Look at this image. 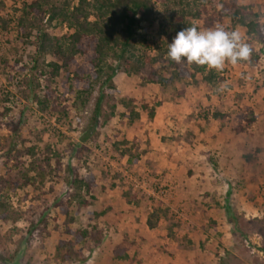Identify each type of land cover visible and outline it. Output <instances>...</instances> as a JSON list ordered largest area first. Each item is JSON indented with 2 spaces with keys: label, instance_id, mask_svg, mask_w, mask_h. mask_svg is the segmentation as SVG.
<instances>
[{
  "label": "rangeland",
  "instance_id": "rangeland-1",
  "mask_svg": "<svg viewBox=\"0 0 264 264\" xmlns=\"http://www.w3.org/2000/svg\"><path fill=\"white\" fill-rule=\"evenodd\" d=\"M30 1L0 0V177L23 180L29 168L28 156L21 158L18 169L12 168V161L5 163L14 146H35V159L43 157L48 146L51 169L42 184L36 179L34 185L9 193L19 219L0 220V264H131L115 257L116 247L127 249L135 260L132 264H264V38L246 34L244 27L233 26L223 15L233 11L231 0H185L191 12L201 14L187 20L201 31L220 26L239 32L252 50L250 56L259 57L254 66L246 64L250 56L235 65L226 61L223 69H211L216 77L209 83L196 74L166 87L140 86L137 75L117 72L113 91L94 85L85 106L75 94L81 84L66 81L62 70L49 78L50 57L44 58L42 74L32 69L34 35L21 38L16 33V20ZM151 1L155 16L141 24L138 34L146 36V46L170 43L176 34L169 37L167 26L179 7L171 0ZM236 5L245 9L246 21L264 28V0H236ZM2 21L8 23L4 29ZM44 29L57 39L70 33L58 22H44ZM143 51L154 54L137 45V52ZM75 62L83 64L79 56ZM154 69L169 77L166 63H156ZM33 82L38 84L37 96H50L45 111L30 99ZM100 94V121L110 111L113 115L82 139ZM124 96L135 100L139 113L131 123L121 116L118 100ZM142 101L149 107L160 103L152 119L140 110ZM214 112L224 117L214 119ZM241 115L253 121L247 124ZM236 126L242 131L236 132ZM126 150L127 156H122ZM54 152L61 155L59 170ZM67 166L80 176L95 178L91 194L80 193L91 200L86 208L70 199ZM188 170L195 177L190 178ZM220 197L222 208L229 210L211 216L213 200ZM154 207L162 213L155 231L138 229L145 243L130 245L136 239L134 229ZM67 217L73 218L69 224ZM72 229L88 233L72 247L80 256L57 259L55 247L59 241L74 240ZM98 236L101 243L94 247ZM66 252L63 248L61 255Z\"/></svg>",
  "mask_w": 264,
  "mask_h": 264
},
{
  "label": "trees",
  "instance_id": "trees-1",
  "mask_svg": "<svg viewBox=\"0 0 264 264\" xmlns=\"http://www.w3.org/2000/svg\"><path fill=\"white\" fill-rule=\"evenodd\" d=\"M178 8V12L168 22L167 31L169 37L186 27H195L187 20L189 16L194 19L201 17L200 11L191 12L188 2L185 0H171ZM75 2V4H73ZM233 11L228 16L231 24L244 27L246 34H259L264 38V28L259 27L256 22L246 21L245 9L237 7L236 0H231ZM256 17L254 14H251ZM155 16V8L151 0H31L25 3L20 11V15L16 20V33L21 38H28L34 35L36 44V52L32 57V69L39 74L43 73L45 64L44 58L50 57L51 61L46 64L49 67L48 76L50 79L56 77L62 70L65 74L66 81L72 80L74 85L81 84V88L75 93L81 106H85L88 101L94 85L100 83L113 91V78L117 72H121L126 76L137 75L140 79V86L148 84H156L160 87H166L172 82L180 81L185 78H194L196 74L201 75L204 82H211L215 79L216 74L208 69L207 66L196 64H188L186 62L176 63L168 59L166 56L167 45L169 42L153 43V46H146V36L138 34L142 23H148ZM44 22L50 26L53 22L66 24L70 33L66 37L60 39L54 38L44 29ZM2 28H6L7 22L2 21ZM264 40V39H263ZM137 45L145 46V49L154 51L153 55L146 52H137ZM252 52V50H251ZM76 56L82 59L83 64L78 65L75 62ZM258 55L252 54L249 66H254L258 61ZM166 63L170 67L169 77L158 73L154 69L156 63ZM38 84L33 82L30 99L37 105L38 110L45 111L50 103V96H37L35 90ZM68 91H71L69 86ZM183 94V92H181ZM104 95L96 100L94 111L88 121L87 132L82 139L90 137L98 127H102L113 115L110 111L100 121L101 102ZM119 105L123 108L121 116L126 118L128 123L139 118L136 111L135 100L131 97L124 96L118 100ZM114 102L111 108H115ZM160 106L159 102L154 103L151 107L142 101L139 105L140 110L146 112L149 119L155 114V108ZM2 113H0V116ZM243 116V115H241ZM239 116V118L241 117ZM212 117L217 119L224 117L218 112L212 113ZM247 120V124L252 122V118L242 117ZM241 126H236L235 131H242ZM118 145V144H117ZM116 145V147H117ZM46 154L40 159H35V146L18 150L15 148L6 154V162L12 161V168L18 169L23 165L22 157H29L30 164L22 174L23 180L18 178L4 179L0 177V220L4 222L17 221L19 215L16 214L11 207L10 192L25 187L30 183L34 185L35 180L39 179V183L43 180L50 170V151L45 146ZM127 150L121 152L122 156H127ZM56 159L55 170L60 169L59 158L61 155L54 152ZM129 160V156H128ZM133 161H137L135 158ZM48 169V170H47ZM33 172L34 176L30 177L29 173ZM66 172L71 175L67 180L68 185L73 189L70 199L76 201L78 208H86L91 204V200L81 196V192L85 195L91 194L94 186L95 178L89 174L80 176L77 171L67 166ZM188 175L191 173L188 171ZM90 199H93L90 197ZM126 203H130L132 199L124 197ZM68 201V204L71 203ZM218 206V204L216 205ZM226 213L228 208H224ZM65 216H68L67 208H62ZM166 211V210H164ZM160 208L154 207L146 218V225L149 229H154L157 222L162 217ZM73 221L72 217H67L65 222L69 224ZM17 230L14 229V232ZM69 234L74 237L71 241H59L56 245V258L67 260L71 257H79L80 252H73L74 244H79L88 236L86 230L72 229ZM101 243L100 236L95 238L94 247H98ZM63 248H66L65 255H61ZM115 257L120 260L127 259L126 250L121 247L114 248Z\"/></svg>",
  "mask_w": 264,
  "mask_h": 264
},
{
  "label": "clouds",
  "instance_id": "clouds-1",
  "mask_svg": "<svg viewBox=\"0 0 264 264\" xmlns=\"http://www.w3.org/2000/svg\"><path fill=\"white\" fill-rule=\"evenodd\" d=\"M251 49L239 32L216 26L207 30L186 27L178 31L167 45L169 60L207 66L221 70L225 62L233 65L249 59Z\"/></svg>",
  "mask_w": 264,
  "mask_h": 264
},
{
  "label": "crops",
  "instance_id": "crops-1",
  "mask_svg": "<svg viewBox=\"0 0 264 264\" xmlns=\"http://www.w3.org/2000/svg\"><path fill=\"white\" fill-rule=\"evenodd\" d=\"M175 107H177L178 108V105H176ZM192 171H196L195 169H191ZM189 171V170H188ZM187 171V172H188ZM186 172V173H187ZM192 177H195V175L194 174H192L191 173V175H190V178H192ZM202 198V197H201ZM210 198H212V197H210ZM207 199V198H206ZM223 200V198L222 197H220V198H215V200H213L214 202H213V204L214 205H212L211 206V208L209 209V212L211 213L210 215L211 216H218V217H220L221 216V214H222V212H223V209L224 208H222V201ZM205 201V200H204ZM225 203V202H224ZM218 204V206H216ZM147 215H148V213H146L143 217H142V220H140V222L138 223V228H136V229H134V237L136 238V239H134V240H132V243L130 244V245H135V243H139L138 245H143L144 243H145V239H146V237H145V235H143V234H141L139 231L137 232V230L138 229H140L141 231H142V233H152V232H154L155 231V228L154 229H149L148 227H147V225H146V218H147ZM136 233H138L139 235H140V237H137L136 235ZM137 241V242H136ZM126 255H127V259H124V260H126V262H128V263H133L135 260L133 259V257L129 254V252L127 251V249H126Z\"/></svg>",
  "mask_w": 264,
  "mask_h": 264
}]
</instances>
